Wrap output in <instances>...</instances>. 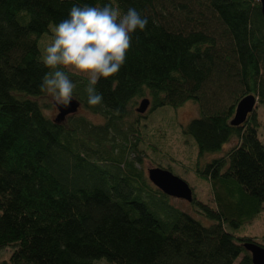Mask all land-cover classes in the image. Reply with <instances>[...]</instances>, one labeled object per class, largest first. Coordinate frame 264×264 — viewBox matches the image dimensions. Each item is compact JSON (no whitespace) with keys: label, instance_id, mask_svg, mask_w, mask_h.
<instances>
[{"label":"trees","instance_id":"obj_1","mask_svg":"<svg viewBox=\"0 0 264 264\" xmlns=\"http://www.w3.org/2000/svg\"><path fill=\"white\" fill-rule=\"evenodd\" d=\"M105 4L137 9L146 29L132 35L120 72L95 85L100 105L87 103L89 81L72 79L73 98L102 123L55 122L38 102L49 71L40 40L73 6ZM221 94L234 102L222 105ZM248 95L264 106L258 0H0V250H10L0 264H253L245 245H263L234 231L264 210V145L254 111L230 124ZM145 98L149 112L198 107L181 127L198 159L236 141L197 170L217 208L191 203L210 225L170 203L139 167L144 116L135 106ZM131 114L136 125L126 124Z\"/></svg>","mask_w":264,"mask_h":264},{"label":"clouds","instance_id":"obj_2","mask_svg":"<svg viewBox=\"0 0 264 264\" xmlns=\"http://www.w3.org/2000/svg\"><path fill=\"white\" fill-rule=\"evenodd\" d=\"M147 24L148 17L133 7L121 14L112 4L73 6L69 17L52 29L51 43L41 58L49 71L42 78L40 92L50 98L53 106H69L75 88L67 74L71 72L89 81L88 105H100L103 96L95 85L101 78L107 80L120 72L132 35L144 31ZM116 83L113 80L114 86Z\"/></svg>","mask_w":264,"mask_h":264},{"label":"rangeland","instance_id":"obj_3","mask_svg":"<svg viewBox=\"0 0 264 264\" xmlns=\"http://www.w3.org/2000/svg\"><path fill=\"white\" fill-rule=\"evenodd\" d=\"M50 26L49 34H46L40 40V55L44 54L45 48L52 40V29ZM72 80L75 76L87 80L83 75H75L71 72L67 73ZM88 81V80H87ZM223 98L222 105L229 106L234 102L232 96L221 94ZM219 96V97H221ZM74 99V98H73ZM256 100V99H255ZM38 102L44 107V114L54 119L58 114L57 109L53 106L45 94L38 99ZM135 108H137L138 103ZM206 105L203 104V110H206ZM149 108L142 115L144 117L138 119V126L140 129V136L143 139L138 145V155L141 158L139 167L147 177V170L150 168L159 167L170 171L173 175L179 177L187 183L192 190L193 198L196 201L208 204L212 208H217L214 202V192L211 183L199 176L197 170H202L206 163L210 160L221 156L235 145V140L225 144L222 153L214 155H205L201 159L197 157V148L194 142L189 137L181 134V127L185 126L191 119L199 115V109L191 102L185 103L177 109L171 107H163L149 112ZM255 118L257 123V137L264 145V106H259L255 103ZM207 112V110L205 111ZM74 116H83L93 124H101L102 119L99 116L91 114L83 110L79 105ZM126 124L136 125L133 114L127 119ZM170 203L178 207L183 212L189 214L193 218L200 220L204 226L210 225V221L198 215L197 207L189 202L181 199L170 198ZM235 235L239 237H251L264 247V210L261 211L251 222L245 223L234 231ZM8 248L0 250V259L5 258L9 253ZM239 260V259H238ZM237 261L233 264H237ZM99 264H106L99 261Z\"/></svg>","mask_w":264,"mask_h":264},{"label":"water","instance_id":"obj_4","mask_svg":"<svg viewBox=\"0 0 264 264\" xmlns=\"http://www.w3.org/2000/svg\"><path fill=\"white\" fill-rule=\"evenodd\" d=\"M258 2L260 3V12L264 19V0H258ZM255 103V97L252 95L245 96L239 100L236 104L230 124L232 126L242 125L246 121L248 115L254 110ZM149 104L150 102L148 99H142L135 109L136 112L138 114H144L148 109ZM78 107L79 103L75 99H72L71 104L67 107L55 106L58 111V114L54 119L55 122H60L67 116L75 114ZM147 178L148 181L164 195L170 198L181 199L189 203L193 201L192 190L187 183L173 175L170 171L159 167L150 168L147 170ZM245 248L250 253L253 264H264L263 247L255 244H246Z\"/></svg>","mask_w":264,"mask_h":264}]
</instances>
